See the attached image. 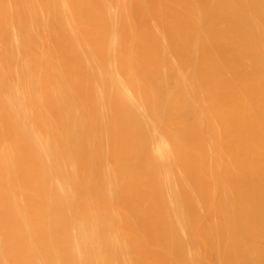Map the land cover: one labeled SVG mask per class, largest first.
Here are the masks:
<instances>
[{
	"label": "bare ground",
	"instance_id": "6f19581e",
	"mask_svg": "<svg viewBox=\"0 0 264 264\" xmlns=\"http://www.w3.org/2000/svg\"><path fill=\"white\" fill-rule=\"evenodd\" d=\"M0 264H264V0H0Z\"/></svg>",
	"mask_w": 264,
	"mask_h": 264
}]
</instances>
